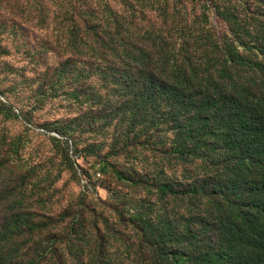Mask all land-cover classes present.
Here are the masks:
<instances>
[{"label":"trees","instance_id":"16d2710c","mask_svg":"<svg viewBox=\"0 0 264 264\" xmlns=\"http://www.w3.org/2000/svg\"><path fill=\"white\" fill-rule=\"evenodd\" d=\"M200 1L178 49L162 45L152 25L137 37L127 10L108 2L87 6L85 16L67 11L71 28L62 31L74 45L48 51L60 61L46 75L79 76L85 87L54 83L50 91L89 106L66 134L85 143L98 174L119 190L97 198L106 213L88 202L85 186L74 206L42 218L22 206L21 174L20 205L4 214L0 207V264H66V256L82 264H264V18L250 17L248 0ZM209 13L223 32L208 24ZM85 133L104 139L89 142ZM161 137L169 142L159 167L130 162ZM124 233L122 259L115 245Z\"/></svg>","mask_w":264,"mask_h":264},{"label":"rangeland","instance_id":"374dc122","mask_svg":"<svg viewBox=\"0 0 264 264\" xmlns=\"http://www.w3.org/2000/svg\"><path fill=\"white\" fill-rule=\"evenodd\" d=\"M106 2L113 8L127 10L125 16L136 26L137 37H142L152 25L151 30L157 31L155 36L162 37V45L169 49L180 47L184 31L188 33L191 28L186 20L198 15L202 6L200 0H0V51L10 52L0 55V207L4 204L3 214L14 203H21L24 195L20 187L21 174H25L28 184L22 206L35 210L42 218L57 217L74 206L83 197L85 186L88 202H92L97 211L106 213L97 198L105 202L109 192L119 190L109 175L102 178L98 174L94 156L86 153L85 143L72 144L66 134L70 131L67 127H77V118L90 113L89 106L70 100L60 90L50 91L55 84L65 90L84 88L83 78L70 75L58 82L50 81L46 75L48 68L60 61L59 56L48 51L74 45L66 34L70 31H62L66 25L67 29L71 28L67 11L74 8V13L85 16L87 10L104 6ZM248 2L250 17L264 18V0ZM206 21L214 22L222 32L225 29L224 23L215 20L211 13ZM111 22L114 24L112 18ZM101 64L103 67L105 63ZM95 73L97 76L99 71ZM98 76L91 80V89L99 86ZM96 107L93 105L92 110ZM166 138L161 137L157 143L144 142L137 147L130 162L147 171L159 167L162 146L169 142ZM85 139L100 144L104 138L97 133H85ZM18 148L19 153H16ZM106 154L104 148L101 156ZM108 161L123 167V161L118 163L111 158ZM14 188L13 201L4 202L2 196ZM118 237L122 240L118 239L115 251L125 259L127 245L123 242L128 233ZM65 261L66 264H82L68 256Z\"/></svg>","mask_w":264,"mask_h":264}]
</instances>
